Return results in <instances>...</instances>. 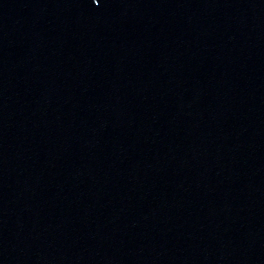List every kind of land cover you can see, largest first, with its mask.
<instances>
[{"label": "water", "instance_id": "95a60500", "mask_svg": "<svg viewBox=\"0 0 264 264\" xmlns=\"http://www.w3.org/2000/svg\"><path fill=\"white\" fill-rule=\"evenodd\" d=\"M0 264H264V0H0Z\"/></svg>", "mask_w": 264, "mask_h": 264}]
</instances>
